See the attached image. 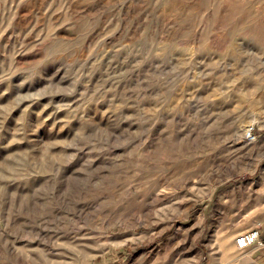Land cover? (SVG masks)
Here are the masks:
<instances>
[{"label": "rangeland", "instance_id": "obj_1", "mask_svg": "<svg viewBox=\"0 0 264 264\" xmlns=\"http://www.w3.org/2000/svg\"><path fill=\"white\" fill-rule=\"evenodd\" d=\"M259 23L264 0H0V264H263L222 248L264 243Z\"/></svg>", "mask_w": 264, "mask_h": 264}, {"label": "bare ground", "instance_id": "obj_2", "mask_svg": "<svg viewBox=\"0 0 264 264\" xmlns=\"http://www.w3.org/2000/svg\"><path fill=\"white\" fill-rule=\"evenodd\" d=\"M263 28H264L263 24H260V23L256 24L254 26V30L252 32L254 39L261 46L264 45V29ZM236 237L237 236L234 237V233H227V234L223 235V237H222V248L225 250L224 253L230 255V254H233L235 251L239 250L234 244V240L236 239ZM238 260L250 262V260H252V255L249 254L246 256H243V255L239 256ZM252 263L254 264V262H252Z\"/></svg>", "mask_w": 264, "mask_h": 264}, {"label": "built area", "instance_id": "obj_3", "mask_svg": "<svg viewBox=\"0 0 264 264\" xmlns=\"http://www.w3.org/2000/svg\"><path fill=\"white\" fill-rule=\"evenodd\" d=\"M236 247L240 250L249 249L251 247L263 248L264 243L259 229H252L246 233L238 235L235 239ZM264 264V257H263Z\"/></svg>", "mask_w": 264, "mask_h": 264}]
</instances>
